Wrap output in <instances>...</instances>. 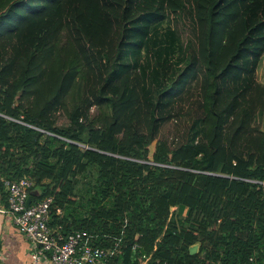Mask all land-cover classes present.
<instances>
[{
  "label": "trees",
  "instance_id": "16d2710c",
  "mask_svg": "<svg viewBox=\"0 0 264 264\" xmlns=\"http://www.w3.org/2000/svg\"><path fill=\"white\" fill-rule=\"evenodd\" d=\"M191 4L177 86L199 69L201 134L170 144L156 131L174 82L152 100L120 55L184 0H0V200L1 177L31 178L49 225L116 246L105 264H264V0Z\"/></svg>",
  "mask_w": 264,
  "mask_h": 264
},
{
  "label": "rangeland",
  "instance_id": "374dc122",
  "mask_svg": "<svg viewBox=\"0 0 264 264\" xmlns=\"http://www.w3.org/2000/svg\"><path fill=\"white\" fill-rule=\"evenodd\" d=\"M195 32L191 0H184L181 9L168 11L164 18L152 25L148 39L141 50L135 53L122 51L120 55L122 62L136 64L141 71L147 95L152 100L160 91L169 89V85L174 82L173 89L170 91V101L167 104L169 112L167 110L166 114L160 118L156 131L157 136L166 138L170 144L181 141L185 137L187 140L195 141L201 134L200 119L195 117L194 112V101L200 99L202 82L199 69H195L190 74L186 79L187 84L181 88L177 86L180 74L186 71L185 66L189 63L190 52L194 50ZM166 62H169V67H165L168 74L163 81L159 63ZM255 78L264 83V52L255 67ZM257 119L260 127L264 128V112ZM61 120L57 119V121ZM90 177H92L88 179V182H91L90 185L98 183L92 175ZM92 179L94 182L91 181ZM90 185L86 184L87 187ZM89 196L83 197L82 202L73 210L74 215L80 216L84 213L82 209L90 206Z\"/></svg>",
  "mask_w": 264,
  "mask_h": 264
},
{
  "label": "built area",
  "instance_id": "2783aa9c",
  "mask_svg": "<svg viewBox=\"0 0 264 264\" xmlns=\"http://www.w3.org/2000/svg\"><path fill=\"white\" fill-rule=\"evenodd\" d=\"M1 179L6 192V203L1 209L33 244L28 264H39L43 257L48 258L49 264H105L115 254L116 246L95 243L93 233L88 230L74 228L63 232L60 223L49 225L51 195L30 198L26 204V198L31 194V178ZM55 212L61 213V208L56 207Z\"/></svg>",
  "mask_w": 264,
  "mask_h": 264
},
{
  "label": "crops",
  "instance_id": "0c3cea01",
  "mask_svg": "<svg viewBox=\"0 0 264 264\" xmlns=\"http://www.w3.org/2000/svg\"><path fill=\"white\" fill-rule=\"evenodd\" d=\"M4 203L0 200V264H28L33 244L1 209ZM39 264H49L48 258L43 257Z\"/></svg>",
  "mask_w": 264,
  "mask_h": 264
},
{
  "label": "water",
  "instance_id": "95a60500",
  "mask_svg": "<svg viewBox=\"0 0 264 264\" xmlns=\"http://www.w3.org/2000/svg\"><path fill=\"white\" fill-rule=\"evenodd\" d=\"M30 198H31V194H29L28 197L26 198V204L29 202ZM196 247H197V243L194 242L193 244L189 246V249L190 251H194Z\"/></svg>",
  "mask_w": 264,
  "mask_h": 264
}]
</instances>
